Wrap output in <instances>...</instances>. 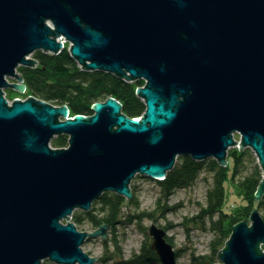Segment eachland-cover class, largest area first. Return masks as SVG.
Instances as JSON below:
<instances>
[{
	"label": "water",
	"instance_id": "95a60500",
	"mask_svg": "<svg viewBox=\"0 0 264 264\" xmlns=\"http://www.w3.org/2000/svg\"><path fill=\"white\" fill-rule=\"evenodd\" d=\"M64 48L83 69L144 80L141 117L113 96L74 117L32 95L10 103L5 88L27 86L18 68L35 67L38 50ZM60 134L68 148L51 146ZM236 143L264 171V0H0V264H94L82 245L105 238L107 225L79 231L62 219L106 191L131 199L137 174L162 180L179 156L226 165ZM149 234L162 264H178L167 230L154 222ZM262 244L255 208L219 259L264 264Z\"/></svg>",
	"mask_w": 264,
	"mask_h": 264
},
{
	"label": "trees",
	"instance_id": "16d2710c",
	"mask_svg": "<svg viewBox=\"0 0 264 264\" xmlns=\"http://www.w3.org/2000/svg\"><path fill=\"white\" fill-rule=\"evenodd\" d=\"M34 57L38 60L35 67H20L27 84L26 93L55 105L66 104L72 116L93 114L92 106L98 101L107 100L110 96L121 101L123 112L131 118L139 117L146 110L145 103L136 93L137 88L144 85V80L128 82L113 73L83 69L70 56L67 48L59 54L38 50L34 53ZM52 144L55 147L68 146L69 136L60 134L52 140ZM250 153L249 148L244 150L232 148L228 152V159H232L234 164L230 179L241 189L246 199V202L239 205L235 212L225 209L226 181L229 178L227 166L222 165L215 158L196 160L190 156H179L174 167L168 170L166 177L158 180L161 189L158 206L164 208L162 211L165 213L178 207L177 204H170L171 196L176 189L191 186L205 169L213 173V183L207 190L206 202L192 217V220L205 224V227L212 232V238L206 253H192L191 258L194 264H216L219 261L221 249L232 234L233 226L248 218L255 208L264 210V196L260 201L255 197L263 179L262 167L257 163L252 171L242 174L245 160L251 155ZM131 189L133 191L131 199L117 192H104L92 203L90 210L82 212L75 210L72 220L77 225L88 221L95 229L107 225L112 236L107 238L105 243L112 241L115 246L114 255L110 257L114 259L113 264H155L159 261V257L152 249L146 229L144 232L148 240L143 242L140 250L134 251L128 257L123 252L122 239L117 233L118 225L134 219L156 216L146 210L138 213L132 210L138 203L133 182ZM126 205H128L127 208ZM168 239L171 241L169 237ZM178 253L180 254V250H177V255Z\"/></svg>",
	"mask_w": 264,
	"mask_h": 264
},
{
	"label": "rangeland",
	"instance_id": "374dc122",
	"mask_svg": "<svg viewBox=\"0 0 264 264\" xmlns=\"http://www.w3.org/2000/svg\"><path fill=\"white\" fill-rule=\"evenodd\" d=\"M31 56L35 58L34 54ZM79 66L81 67L80 64ZM18 70L21 73L20 67L18 68ZM9 81L11 83L20 82L17 79L13 78H10ZM23 82L26 84L25 78ZM26 92L27 86L24 91H18L14 88H5V96L9 99L10 103L15 98H20L22 100L27 99L30 95ZM141 100L143 101L142 98ZM234 135L238 141L239 139H241V135L239 133H235ZM57 136H55L54 138H56ZM51 146L55 147L53 146L52 141ZM65 147L68 148L69 144ZM232 148L240 150V148L237 146H232L229 148V150ZM245 148L250 149L251 155H249L245 160V167L242 174H246L249 171H252L254 166L259 163V158L256 151L252 147L246 146L243 148V150ZM228 161L229 163L224 165L227 166L226 168L229 176L226 181L227 202L225 205V209L229 212H235L239 205H242L246 202V199L241 189L237 185L233 184L230 179L233 173L232 171L234 164L232 159H229ZM132 182L134 184L136 196L138 199L137 205H135L132 210L136 213L146 210L148 212L154 213V215L156 214V216H153L155 218L145 217L144 219H134L131 222H126L118 225L117 233L122 239L121 243L124 255L128 257L134 251L140 250L143 242H145V240H148V238H146L147 235L144 232L145 229L147 230L152 242V237L149 234V228L151 224L155 222L167 230V239L168 237L170 238L171 241H169V239L168 241L172 243L176 252L177 250H180V254L178 253L177 255V263L194 264L191 258L192 253H206L209 250V244L212 238V232L205 227V224L197 220H192V217L200 211L201 206L206 202L207 190L210 186H212L213 183V173L205 169L200 173L197 180L191 186L176 189L171 196L170 204H177L178 207L175 210H170L168 212L166 211L165 213L164 211H162V209L164 208H159L158 206V198L160 197L161 189L157 179L151 178L146 175L137 174L132 179ZM125 207L127 208L128 205H126ZM75 210L80 212L84 211V209L82 208H76ZM260 211L264 214V210ZM71 218H69V220L62 219L61 222H74ZM246 219L249 220L250 216ZM77 227L79 231L82 230L87 232H93L98 229H95L88 221H85L82 225H77ZM106 233L107 234L105 238L101 233L97 236H90L84 241L82 245V248L86 252H88L93 257H97V260L94 264H113L114 262V259L110 257L114 255L115 246L112 241L105 243V240L107 238H110L112 234L108 230V228L106 230ZM262 248L264 249L263 244ZM46 262H50L51 264H59L49 259L43 260L41 264H47ZM155 264H162V262L159 259V261H157ZM216 264L224 263L219 259Z\"/></svg>",
	"mask_w": 264,
	"mask_h": 264
},
{
	"label": "bare ground",
	"instance_id": "6f19581e",
	"mask_svg": "<svg viewBox=\"0 0 264 264\" xmlns=\"http://www.w3.org/2000/svg\"><path fill=\"white\" fill-rule=\"evenodd\" d=\"M120 102H121V101H120ZM140 117H141V115H140L139 117H134V119H135V118H140ZM62 120H64V118H62ZM234 138H235L236 141H238V140L236 139L235 135H234ZM234 146H237V147L240 148V146H239L238 143H236ZM242 149H243V148H242ZM227 160H229L228 157H227ZM228 163H229V161H228ZM71 219H72V218H71ZM157 224H158V223H157ZM158 225H159V224H158ZM159 226H160V225H159Z\"/></svg>",
	"mask_w": 264,
	"mask_h": 264
},
{
	"label": "built area",
	"instance_id": "2783aa9c",
	"mask_svg": "<svg viewBox=\"0 0 264 264\" xmlns=\"http://www.w3.org/2000/svg\"><path fill=\"white\" fill-rule=\"evenodd\" d=\"M58 40H62L63 41V46L65 47L66 45H68V42L65 40L64 37H60L58 38ZM241 141V139H239V142Z\"/></svg>",
	"mask_w": 264,
	"mask_h": 264
}]
</instances>
